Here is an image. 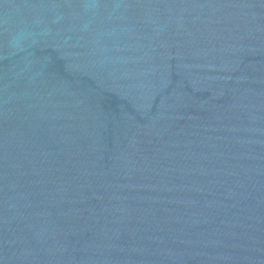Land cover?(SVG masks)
Masks as SVG:
<instances>
[{"label":"water","instance_id":"1","mask_svg":"<svg viewBox=\"0 0 264 264\" xmlns=\"http://www.w3.org/2000/svg\"><path fill=\"white\" fill-rule=\"evenodd\" d=\"M0 264H264V0H0Z\"/></svg>","mask_w":264,"mask_h":264}]
</instances>
